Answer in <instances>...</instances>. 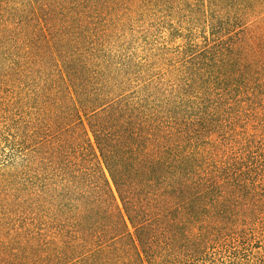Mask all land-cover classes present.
Masks as SVG:
<instances>
[{"label": "trees", "instance_id": "trees-1", "mask_svg": "<svg viewBox=\"0 0 264 264\" xmlns=\"http://www.w3.org/2000/svg\"><path fill=\"white\" fill-rule=\"evenodd\" d=\"M0 264H264V0H0Z\"/></svg>", "mask_w": 264, "mask_h": 264}]
</instances>
